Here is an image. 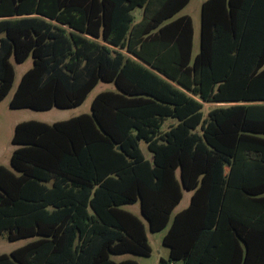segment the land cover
<instances>
[{
  "label": "trees",
  "instance_id": "trees-1",
  "mask_svg": "<svg viewBox=\"0 0 264 264\" xmlns=\"http://www.w3.org/2000/svg\"><path fill=\"white\" fill-rule=\"evenodd\" d=\"M190 1L149 20L155 0H0V104L29 59L12 110L74 109L100 82L116 88L90 114L16 125L0 236L31 241L0 264H139L112 259L152 254L124 209L136 203L166 231L158 264H264V0H207L195 57L192 18L167 22Z\"/></svg>",
  "mask_w": 264,
  "mask_h": 264
},
{
  "label": "rangeland",
  "instance_id": "rangeland-1",
  "mask_svg": "<svg viewBox=\"0 0 264 264\" xmlns=\"http://www.w3.org/2000/svg\"><path fill=\"white\" fill-rule=\"evenodd\" d=\"M200 2L202 0H194L191 6L188 8V13L193 17L198 18L200 14ZM15 64L16 70V79L12 92L10 95L0 104V164H3L10 168V160L12 155V149H14V145L12 144V137L14 134V126L16 123L24 122V121H40L47 124H53L55 122L69 120L73 117L82 115V114H90L91 113V105L94 98L101 92L104 91H114L115 85L111 83H103L100 82L99 85L92 91L89 95L86 102L74 109L61 110L54 108L50 111L42 112L31 109H21V110H12L9 107L10 100L12 95L21 80L22 75L32 67V60L29 59L24 64ZM215 106H221L220 104L216 105H206L203 112L205 117ZM175 124V121L170 120L166 123L165 129H167L170 125ZM143 150L145 152L146 158L152 160V155L147 151L145 145H142ZM191 192L184 191V198L181 204L175 210V213L181 211L186 208L191 199ZM124 209L132 212L137 217L142 219L147 227V236L150 241V245L152 247V254L150 257H141L135 256L132 254L126 255H112V259L119 262L125 259H133L136 260L139 264H158L160 259H169V252L166 247L163 245V233H152L148 229V225L146 220L141 215L140 211V203H136L134 205L125 206ZM31 239L19 240L16 242H11L7 239L6 236H0V255L2 254H10L12 251L20 248L21 246L30 242Z\"/></svg>",
  "mask_w": 264,
  "mask_h": 264
},
{
  "label": "crops",
  "instance_id": "crops-1",
  "mask_svg": "<svg viewBox=\"0 0 264 264\" xmlns=\"http://www.w3.org/2000/svg\"><path fill=\"white\" fill-rule=\"evenodd\" d=\"M206 1L207 0H202V3L200 2V14H199L198 18H195L191 14L188 13V8L194 2V0H191L190 3L188 4V6H186L179 14H177V16H175L173 19L167 21L169 23V22H171V21H173L176 18L181 17V16H190L192 18L193 25H194V57L199 54L200 49H201L202 6ZM168 2H170V0H159V1L155 0L154 5L149 8V14H148L149 20L159 19L161 16L166 14V12L169 11L168 8H170V5L168 6ZM144 18H145L144 8H137L134 11V24L139 25L144 20ZM261 25L264 27V11L261 13ZM19 123H21V122H19ZM19 123L15 124L14 130H15L16 125ZM13 151H14V149H12V153H13ZM0 165L5 166L3 164H0ZM5 167H7V166H5ZM189 204H190V202H189ZM189 204H188V206H189ZM184 209H182V210H184ZM160 233H163V237H164L166 231L160 232ZM168 252H169V249H168Z\"/></svg>",
  "mask_w": 264,
  "mask_h": 264
}]
</instances>
